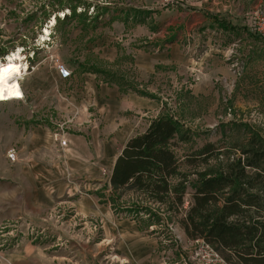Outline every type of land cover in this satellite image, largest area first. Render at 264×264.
I'll return each mask as SVG.
<instances>
[{"label":"rangeland","instance_id":"obj_1","mask_svg":"<svg viewBox=\"0 0 264 264\" xmlns=\"http://www.w3.org/2000/svg\"><path fill=\"white\" fill-rule=\"evenodd\" d=\"M199 1L183 0L175 12L174 6H164V0H0V62H6L5 73L18 79L23 94L20 101L0 103V210L13 212L10 217L0 216V253L16 252L20 242H29L40 246L43 256L28 264H119L115 244L109 241L113 240L112 221L129 217L109 205L110 160L105 157L104 164L95 167L89 160L91 152L83 147L80 156L64 153L53 140L62 126L66 139L70 134L82 136L88 149L97 140L105 143L101 148L106 153L115 154L123 141L141 133L151 119L173 114L192 134L188 142L177 145L181 163L184 156L207 142L241 157L249 131H258L264 139V37L253 32L244 15L260 0H206V5L201 0L203 5L196 14L192 6L198 8ZM229 3L238 8L243 5L239 16L228 15ZM64 15L68 18L60 23ZM220 22L231 28H221ZM172 44L180 49V63L172 62L167 53ZM13 53L20 58L7 62ZM109 53L116 54L113 61L103 57ZM141 53L152 58L150 70L137 64ZM59 64L71 70L70 79H60ZM86 73L108 88L118 89L115 98H110L111 93L103 98L105 120L93 121L101 113L88 105L89 92L82 85L89 77ZM72 95L76 103L85 105L77 124L71 116L65 118L64 103ZM140 99L152 107L143 112V108L123 105V100ZM93 123L98 138L92 132ZM34 131L51 137L53 158H62L63 168L33 169L16 164L15 159L6 166L1 156L12 148H25L24 162L34 156L21 138ZM38 152L37 156H45L43 148ZM181 169L188 171L190 166L183 164ZM37 172L43 178L51 174L47 186L40 180V193L52 190L51 195L56 196L50 202L42 199L35 210L31 201L37 189L31 178ZM6 192L14 197L2 203L1 195ZM120 200V205L141 204L131 192ZM97 208L112 216L106 221L96 215ZM171 218L174 223L168 228L164 224L156 228L162 238L171 237L176 243L154 250V263L181 264L198 251L200 243L177 240L180 217ZM29 228H35L33 235L27 232ZM54 255L55 262L49 259ZM0 264L16 263L0 259Z\"/></svg>","mask_w":264,"mask_h":264},{"label":"trees","instance_id":"obj_2","mask_svg":"<svg viewBox=\"0 0 264 264\" xmlns=\"http://www.w3.org/2000/svg\"><path fill=\"white\" fill-rule=\"evenodd\" d=\"M5 72L4 64L0 74ZM249 135L241 157L207 142L181 163L175 151L190 140L191 130L162 113L122 148L108 179L109 205L147 226L168 228L171 215L179 216L186 238L210 245L227 264H264V139L253 129ZM183 164L190 169L182 170ZM126 192L141 204L120 205Z\"/></svg>","mask_w":264,"mask_h":264},{"label":"crops","instance_id":"obj_3","mask_svg":"<svg viewBox=\"0 0 264 264\" xmlns=\"http://www.w3.org/2000/svg\"><path fill=\"white\" fill-rule=\"evenodd\" d=\"M202 1L205 3V5L206 3H208V1L206 0H202ZM260 1L258 3L256 2L255 3L259 5ZM217 2L218 0H211V3H217ZM192 8H193L192 11H194V13L196 14L197 12H200L201 10V7L196 8L192 6ZM226 8L228 11L227 13L230 17L232 16L236 17V16H239L241 9H243V5L241 8H238L233 3H229V6H226ZM174 9H175L174 11L177 12L179 9H181V6L174 7ZM217 13H219V11H217ZM178 15H181V13H179ZM228 20H231V19H228ZM167 53L172 59V62L180 63L182 57L180 56V49L178 45L176 44L170 45V47L167 48ZM107 55L108 56L104 55L103 57L109 61H113V59L116 57V54H113V53L111 54L109 53ZM136 62L139 65V67H142V69L144 70H150L152 67V58L149 56L147 57L143 53L137 56ZM86 75H88L89 77L85 78L82 85H83V88L88 90L89 92L90 99H89L88 105H91L92 107H94V109L96 110V113L98 114L101 113L100 114L101 117H97V114H96V117L98 119L95 118L93 121L98 122L102 118L105 120L106 115H105V109L103 107L105 105V101H103V98H105L106 95L110 93H111L110 98H115V95L118 94V91H117L118 89H115V90L110 89L106 85L97 82L95 80V76L92 74L86 73ZM21 76L22 74L19 75L18 77H21ZM106 91H108V93ZM123 101L125 102V104H123L124 107L129 106V107H136L138 109L143 108L144 109L143 112H146V110H149V108L152 107L151 103H149L146 100H143V101H141V99L134 100L132 103H127L126 102L127 100H123ZM61 104L63 103H60V105ZM64 104H65L64 112L66 113L65 118L68 119L71 116V121H75V124H77L79 122L78 120L81 118V115L83 113L82 108H84L85 105L84 104L79 105L78 103H76L74 95H72L71 99L68 100L67 103H64ZM110 119H112V117H110L108 113L107 120L110 121ZM147 126L148 125H146L145 129L147 128ZM145 129L141 133H143ZM92 132H94V136H96V138L99 137V133L97 130V124L95 123H93ZM141 133H138V134H141ZM133 136L135 135H132L131 137ZM131 137H128L125 141H123L118 151L114 154L113 151L110 153H106L104 148H101V145H105V143H100L97 140H94L93 144L91 143V145L93 146L92 149H88V143L84 141V138L82 136L70 134L67 136V141H68L67 148L64 149L63 152L68 153L69 151L75 154L79 153V156H80L83 152L81 147H83L88 152H91L89 160L93 161L91 164L95 167L98 165H103L104 164L103 159L107 157L108 160H110V172H109V176H110L111 170L114 166V163L117 157L119 156L127 140L130 139ZM21 138L22 140H25L28 143L31 149H33L32 154L34 156L31 159L27 160V162H24L21 157H24L25 148L22 147L21 151L19 149L18 151H16L15 149L12 148L7 151L6 156L4 155L1 156L2 158L4 157L5 159L4 162L6 166H8V164L9 165L12 164L8 156L10 152H13L12 156H14V159H15L14 161H16V164L19 163L21 166H28L29 168H33V169L42 168V166L50 167V168L54 166H59L62 168L64 167L63 166L64 160L62 158H59L58 160H55L53 158L54 154L52 151L51 137L47 133L41 134L38 131H34L32 134L28 136L23 135ZM40 148L44 149V153H43V155H45L44 157H41L40 155L39 156L36 155V153H39L38 151L40 150ZM65 157L66 156L63 154V158ZM41 175H42L41 172H37L33 175V179L31 178L32 180L31 185L35 186V188L37 189V193L35 194V197L32 198V201H31L32 205L34 206L33 208L35 210H37L35 207H39L45 199L50 202L56 196L55 194L51 195L50 192L52 190L48 194L40 193L41 192L39 189L40 180L42 182V179H43L44 187L47 186L49 181L51 180L49 178L51 177V174H45L47 176L46 178H43ZM52 186L53 185H50V188H52ZM40 194H42V197H40ZM12 197L14 196L10 195L9 192L2 194L1 195L2 203H4L5 201L9 199H13ZM90 200L92 201V199ZM97 210L98 212L96 213V215L100 214L103 218H106V221L108 220V217L110 215L112 216L110 211H103L102 213L101 210H99L98 208ZM12 215H13V212L9 209L0 210V216L2 217H10ZM112 222L113 223L111 226V230L113 233V240L110 239L109 241H113V243L115 244V247H116L115 257L117 258L119 264H157L153 262L154 261L153 259H151V257L153 256L154 250H156L157 248L163 245L168 246L171 244V246H173V243H176V240H173V238L171 237L162 238L160 233H158V229L156 228V227H159L157 225L147 226V225H144L143 222H140L138 220L131 219V218L122 219L120 221L113 220ZM173 229L174 228L172 227L169 228V230H172V232H173ZM178 230H180L181 236L179 237L176 236L178 237L177 240L180 241V239L183 238L188 241V239L186 238L184 234V231L179 226H178ZM168 234H170V232H168ZM102 241H104V239H102ZM15 248H16V252L6 251L5 253L3 252L0 253V259L4 260L7 263L28 264L27 262H34L38 257H39L38 259H40V257L43 256V253L39 251L40 246L33 245L32 243H29V242H20L19 246ZM49 259L50 260L52 259V261L55 262V259H57V257L56 255L49 256Z\"/></svg>","mask_w":264,"mask_h":264},{"label":"built area","instance_id":"obj_4","mask_svg":"<svg viewBox=\"0 0 264 264\" xmlns=\"http://www.w3.org/2000/svg\"><path fill=\"white\" fill-rule=\"evenodd\" d=\"M183 0H164V6H183ZM203 5L202 1H199L198 7ZM248 23L251 22V26L253 28V32L258 36L264 37V1L256 5L255 7L249 9L245 14ZM57 73L60 79L68 80L72 76L71 70L64 66L63 64H59L57 66ZM61 131L56 132L53 135V140L57 145L61 148V150L66 149L68 145V141L65 137V132L63 131V126L60 127ZM13 152H10L9 159L13 161L14 156H12ZM109 178V175L107 176ZM34 227V226H32ZM31 231L32 235L35 233V228H29L27 232ZM37 237L38 234L36 233ZM195 243H200L198 251L194 253L188 260H183L181 264H199V262H206L203 264H227L214 250L213 248L199 240L193 241Z\"/></svg>","mask_w":264,"mask_h":264},{"label":"bare ground","instance_id":"obj_5","mask_svg":"<svg viewBox=\"0 0 264 264\" xmlns=\"http://www.w3.org/2000/svg\"><path fill=\"white\" fill-rule=\"evenodd\" d=\"M51 23L53 24L54 21H51ZM47 32L48 31L46 30L45 33ZM19 58L20 55L18 53H13L12 55H8V57L5 60L9 63H14L15 61H18ZM5 63H6L5 61L4 62L1 61L0 68ZM26 68L27 66L23 65L24 71L26 70ZM22 99H23V94L20 89L18 79H15V77L10 73L0 74V103L10 102V101H20Z\"/></svg>","mask_w":264,"mask_h":264}]
</instances>
